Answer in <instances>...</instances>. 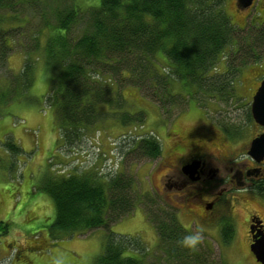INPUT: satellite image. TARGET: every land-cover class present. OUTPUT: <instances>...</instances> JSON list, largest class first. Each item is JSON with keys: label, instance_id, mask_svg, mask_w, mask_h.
<instances>
[{"label": "trees", "instance_id": "trees-1", "mask_svg": "<svg viewBox=\"0 0 264 264\" xmlns=\"http://www.w3.org/2000/svg\"><path fill=\"white\" fill-rule=\"evenodd\" d=\"M48 1L0 0V64L7 66L17 50L22 49L25 57L20 72L9 68L11 72L0 80V106L19 102L54 112L59 154L49 158L50 169L39 189L55 203V219L48 227L55 244L97 228L110 230L112 223L132 213L145 196L130 172L117 168L105 173L94 165L56 173L51 159L64 162L89 142L98 147L94 153L99 160L118 155L122 159L159 158L162 143L147 129L143 133L127 130L118 144L111 142L113 150L108 154L101 149L106 124L144 126L145 113L128 109L122 88H137L159 105L168 116L165 119L175 109L185 110L191 100L202 106L210 100L231 103L243 67L264 59V21L245 29L237 26L226 0H91L87 9L58 4L55 24L35 30V14L49 21ZM81 20L87 23L78 35ZM40 59L53 75L47 93L36 96L31 89ZM246 117L253 119L250 106ZM5 145L14 154L23 151L12 139ZM122 162L117 164L122 166ZM150 217L160 246L175 259L173 264H212L201 251L189 253L178 243L187 231L174 210ZM7 225L2 221L0 232L6 233ZM224 237L230 239L231 234ZM146 251L138 237L109 231L95 264H146Z\"/></svg>", "mask_w": 264, "mask_h": 264}, {"label": "rangeland", "instance_id": "rangeland-1", "mask_svg": "<svg viewBox=\"0 0 264 264\" xmlns=\"http://www.w3.org/2000/svg\"><path fill=\"white\" fill-rule=\"evenodd\" d=\"M238 0H226V9L233 23L241 28H248L252 23L264 21V0H255L252 7L240 8ZM49 10L44 20L40 14H35L33 22L35 30L44 24H55V9L58 4L65 8L76 4L82 9L91 5V0H55L47 2ZM46 14L45 11H43ZM86 21L80 22L76 34L79 35ZM46 32L48 31L45 28ZM246 33L247 31L244 30ZM248 33V32H247ZM22 50V49H21ZM17 50L9 57L8 65L0 64V80L13 70L20 72L24 61V53ZM40 55V54H36ZM224 63L221 64L223 67ZM11 70H10V69ZM36 80L31 93L42 96L49 90V80L52 71L40 59L37 63ZM264 76V59L258 63H250L243 67L239 81L236 82V97L231 103L210 100L204 106L191 100L183 111L174 110V114L168 117L162 114L159 105L145 97L137 88L125 85L122 88L127 99V107L133 112L143 111L144 126L134 129V123L122 126L120 122L106 124L104 141L101 149L104 154L113 150L114 141L118 144V138L127 130L143 133L145 129L158 136L163 151L159 158L137 159L132 156L124 159L120 155L105 157L99 160L94 152L98 147L92 142L88 147L80 148V152L74 156L67 157L64 162L58 158L51 159L52 171L59 173V169L65 171H82L95 165L96 170L107 173L109 170H120L130 172L135 176L136 188L145 196L140 199L134 211L122 219L114 222L110 230L97 228L84 234L75 235L61 239L53 244L49 237V226L55 219L56 209L52 197L45 191L39 189L44 182V176L49 172V158L57 152V134L54 112L51 109L41 110L36 105L24 103H11L0 106V223L7 222L6 233L0 232V264H95V259L104 250V245L109 231L117 234L138 237L147 248L146 264H173L175 259L169 257L163 247L160 246V237L156 225L153 223L151 214L165 215L167 210H174L178 220L190 229L187 232L201 231L202 242L199 251L207 255L212 264H258L252 256L247 257L245 246V222L240 225V233L236 243L228 244L222 242V234L215 227L211 231H203V226L190 225L185 216H180V196L175 188L163 189L161 179L167 177L170 169V154L175 146L180 144V132L188 138L197 132L213 124H230L239 128L242 142L249 140L257 132V124L254 119H247L246 109L250 106L252 96L257 90ZM179 87V85H178ZM177 87V88H178ZM181 89V88H180ZM144 127V128H142ZM144 130V131H143ZM135 133V132H133ZM143 135V134H142ZM12 139L16 141L23 151L14 154L7 150L5 141ZM123 139V138H122ZM128 140V139H127ZM122 143V142H121ZM120 143V144H121ZM89 149V150H87ZM71 156V155H70ZM117 160V161H116ZM123 161V165L117 164ZM106 165L105 167H103ZM56 168V169H55ZM118 168V169H117ZM63 173V174H65ZM171 176L172 174L169 173ZM163 176V177H162ZM176 178V177H174ZM177 179V178H176ZM176 194V195H175ZM182 201V200H181ZM193 206L194 204L190 202ZM248 204V205H247ZM259 204L249 199L248 203H238L236 206L242 219L248 209L257 208ZM186 208H193L191 205ZM183 209V208H182ZM208 230V226H205ZM205 229V228H204ZM37 245H43L38 249ZM187 252H192L184 248ZM171 259V260H168ZM256 259V258H255ZM180 259V263H182Z\"/></svg>", "mask_w": 264, "mask_h": 264}, {"label": "flooded vegetation", "instance_id": "flooded-vegetation-1", "mask_svg": "<svg viewBox=\"0 0 264 264\" xmlns=\"http://www.w3.org/2000/svg\"><path fill=\"white\" fill-rule=\"evenodd\" d=\"M256 124L257 132L244 142L239 128L228 123L210 122L190 138L180 132V144L172 149L170 169L160 183L163 189L179 191L180 216L190 219V225L201 224L203 231L215 227L223 232L224 243H236L245 222L246 255L255 261L251 244L264 232V157L257 160L248 154L252 140L264 132V127ZM249 199L259 207L248 209L242 219L236 206ZM188 205L193 208L187 209ZM226 233L231 234L230 239L224 237Z\"/></svg>", "mask_w": 264, "mask_h": 264}, {"label": "water", "instance_id": "water-1", "mask_svg": "<svg viewBox=\"0 0 264 264\" xmlns=\"http://www.w3.org/2000/svg\"><path fill=\"white\" fill-rule=\"evenodd\" d=\"M253 3L254 0H238L237 6L246 8ZM250 111L253 119L264 127V76L251 99ZM248 154L257 160L264 157V132L252 140ZM251 251L256 260L264 264V232L251 244Z\"/></svg>", "mask_w": 264, "mask_h": 264}, {"label": "clouds", "instance_id": "clouds-1", "mask_svg": "<svg viewBox=\"0 0 264 264\" xmlns=\"http://www.w3.org/2000/svg\"><path fill=\"white\" fill-rule=\"evenodd\" d=\"M202 239H203L202 232L194 231L183 235L181 239L178 241V243L183 247L188 248L193 252H196L199 250V245L201 244Z\"/></svg>", "mask_w": 264, "mask_h": 264}, {"label": "crops", "instance_id": "crops-1", "mask_svg": "<svg viewBox=\"0 0 264 264\" xmlns=\"http://www.w3.org/2000/svg\"><path fill=\"white\" fill-rule=\"evenodd\" d=\"M56 134H57V137H58V131L56 130Z\"/></svg>", "mask_w": 264, "mask_h": 264}]
</instances>
